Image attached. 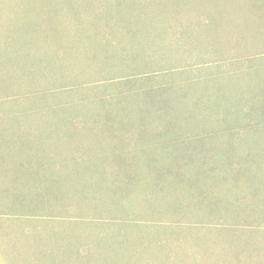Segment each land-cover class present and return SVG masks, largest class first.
Returning a JSON list of instances; mask_svg holds the SVG:
<instances>
[{
    "label": "rangeland",
    "instance_id": "1",
    "mask_svg": "<svg viewBox=\"0 0 264 264\" xmlns=\"http://www.w3.org/2000/svg\"><path fill=\"white\" fill-rule=\"evenodd\" d=\"M145 1L154 2L161 12L167 8V0ZM226 1L176 4L190 23L184 36H197L193 44L185 38L177 45L174 37H181L183 29L174 22L163 24L156 17L140 22L149 60L141 72L157 79L145 86L168 87L159 99L171 103L177 122L183 121L161 131V121L146 113L147 126L124 149L128 155L123 152L124 160L141 170L128 181L130 195L111 172L124 164L93 158L126 139L88 131L78 122L87 110L76 102L91 91H67L98 82L99 65L68 58L64 69L54 68L74 44L31 39L22 51L32 49L27 63L36 70L25 79L22 69L0 73V264H264V133L245 130L246 112L232 113L225 96L250 89L243 79L248 66L240 57L259 48L241 39L238 20L229 19L236 14ZM23 4L0 0L1 19L22 13ZM30 5L44 18L42 6ZM217 92L225 97L220 105H209V96ZM125 101L130 115L146 107L133 96ZM59 104L67 108L60 111ZM52 109L58 113H40ZM224 118V125L234 129H222L218 120ZM80 150L88 152L86 162L79 161ZM204 156L218 162L202 166L221 168L214 176L210 170L201 176L199 160ZM185 158L189 162L180 164L178 174L157 177L159 168L179 165L173 163ZM19 161H25L22 172Z\"/></svg>",
    "mask_w": 264,
    "mask_h": 264
},
{
    "label": "trees",
    "instance_id": "2",
    "mask_svg": "<svg viewBox=\"0 0 264 264\" xmlns=\"http://www.w3.org/2000/svg\"><path fill=\"white\" fill-rule=\"evenodd\" d=\"M18 1L25 3L23 4L24 6H22V13L19 14V12H17L10 20L1 19L2 12L0 10V36L2 38L0 39V73L3 72L4 75H10L11 72L13 73L22 69V74L24 76L21 75V77L25 79L27 74L33 73L36 70L33 64L30 65L27 63L29 57L27 55L29 52L31 53L32 49L28 50L29 52L22 51L23 47H26L27 44H31V39L37 43L43 42L45 39H48V41L53 39L51 42L56 43L58 46H63V44L70 41L74 44L70 53L66 50L64 51L67 58L60 59L59 65H56L54 68L64 69L66 66L65 61L68 58L76 62L82 61L89 66L99 65V70L96 75V80H98V82H94V85L90 87L81 85L78 89H74L76 87H73L67 89V91L71 90L75 93L84 91L83 88H88L91 91L90 94L85 95L84 98H77L79 101L76 102L78 103L76 104L77 106L82 105L87 110V112L84 113V118L78 122L88 128V131H98L99 135H105V137L109 139L115 137H119L123 140L126 139V141L117 146L118 148H114V144L109 147V150L105 151L106 147L103 150L104 153L100 152V155L94 156L93 158L95 161L110 159L120 160V163L124 165L119 168L118 172L113 170L111 172L114 173L113 176H116L120 184L122 183L123 188H121V190L124 191L125 188H127V193L129 192L130 195L132 192H130L131 188L129 187L128 181L135 174H140L139 171L141 170L138 165L134 166L136 164L129 165L130 163L128 164L124 160L123 152L125 156L128 155V150L124 151V149L129 147L132 142H137L138 140L135 139L138 138V133H142L147 126L145 120H148V115H146V113H151L153 121H161L157 124L158 127H161V131L165 130L164 127L167 126L168 128L169 125L173 123V129L177 127L175 108L168 101L161 102L159 99L169 88L155 84L152 87L148 85L145 86V84L156 82L157 79L156 77L147 76L145 73L141 72L148 67L145 66V62L149 60L146 53L148 50H146L147 48L144 47L143 43L145 31L139 27L140 22L142 19L150 18L152 20L154 17L160 19L163 24H168L169 21H171V24L174 22V26L176 28L179 27L180 32L183 29L181 37H174V41L177 45H181V39L186 38L184 36L186 34L184 28L187 26L190 27V23L188 24V22L182 19V12L180 13L179 6L176 5L180 0H175V2H172L173 0H167L168 2L165 4L167 8L165 11L162 10L163 12H161L162 8L155 5L154 2H146L145 0H138V2L136 1L134 3L131 0ZM223 1L225 2L226 0ZM27 3H32L34 6H42L45 10L44 18L41 19L37 13L42 11L38 8H34L32 5L27 6ZM161 3H164L163 0L159 1V4ZM213 3H220V0H214ZM226 3L227 8L237 16H231L229 19L232 22L233 20H238L240 27L238 32L241 39L245 42H253L259 48V51L256 54L252 53L251 55L240 57V60L246 62L248 66L247 69L244 70L245 76H243V79L246 80V84L250 89L246 92L231 91L225 96L231 102L230 109L232 113L238 112V114H240L246 112L247 117L245 118L247 121L245 119V130L264 133V0H227ZM31 14L32 17L30 16ZM106 19L107 21L102 23L101 27L96 25L97 21ZM116 27L117 29H115ZM58 34L61 37L65 36L69 41L62 40ZM152 34L153 31L150 30L149 37H151ZM236 35L237 33L233 34V36ZM53 36L56 37L57 40H55ZM194 37L197 36L193 35L190 39H186L190 44H193ZM148 42L149 40L147 43ZM40 57L41 59H46L44 55ZM46 62L48 64L49 60ZM51 65L54 64L51 63ZM252 69H254V71L250 72ZM111 86L112 88H110ZM42 95L44 94L38 96L43 97ZM129 96L139 98L145 102L146 107H142L136 111L139 113L138 115L133 110L130 115V111L125 103V99ZM225 96H220L219 92L214 93L209 96V98L214 101V104L210 99H208V104L218 106L220 105L219 102H221ZM66 108V104H59L58 109H61L60 111ZM200 109L201 107H199V110ZM60 111L59 113L62 114ZM18 112L25 113V111L23 112L22 110H18ZM40 113L55 115L58 111L57 109L41 110ZM160 113H165L166 115H164L163 118H159ZM136 116L138 119L137 122L133 120ZM163 121L168 122L165 123ZM181 121L177 122V124H180ZM225 121L226 118L219 119L218 123L221 122L220 124L224 125L227 122ZM228 127L234 129L231 125L225 126L222 129L225 130L228 129ZM61 129L62 128H60V130ZM238 129H242V127ZM217 137H219V135H217ZM127 139L129 140L127 141ZM260 149L264 151V145L260 146ZM84 151L85 150L79 151L80 162H86L89 159L87 156L88 152ZM220 155H223L222 151ZM248 157V160H250L252 155ZM203 158L204 159L199 160V171L202 174L201 176L204 177L206 170H210V172L214 173L212 174L214 176L215 173L221 169L212 168L218 162H212L211 156H204ZM37 159L41 160L42 157L38 154ZM40 160L39 162L42 163ZM197 160L198 159L193 160V162ZM222 160L226 162L223 158ZM67 161L69 160L67 159ZM67 161L63 164H70ZM178 161L179 162L173 164L179 165L159 168L157 177H161L162 175L167 177V173H170L169 175L178 174L177 171L179 170L180 164L189 162V159L185 158L184 161L183 159H179ZM228 162L229 161L225 164H229ZM213 163L214 166H211L209 169H204L202 167L203 164L210 166ZM23 164H25V161L22 163L19 161L21 172L23 171L21 169ZM151 165L153 164L148 163V168H146L152 170L150 168ZM229 167H231L230 164ZM245 168L246 167L241 170L243 176H245ZM24 170L26 171L27 169ZM100 176L105 175L100 172ZM83 194H88V192ZM123 195L125 196L126 193Z\"/></svg>",
    "mask_w": 264,
    "mask_h": 264
}]
</instances>
